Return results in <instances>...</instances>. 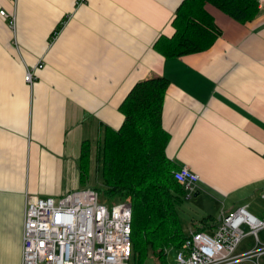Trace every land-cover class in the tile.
I'll list each match as a JSON object with an SVG mask.
<instances>
[{
  "label": "crops",
  "instance_id": "1",
  "mask_svg": "<svg viewBox=\"0 0 264 264\" xmlns=\"http://www.w3.org/2000/svg\"><path fill=\"white\" fill-rule=\"evenodd\" d=\"M183 1L0 0V264H21L26 196L79 188L82 144L121 127L120 106L145 79L169 81L166 156L199 176L192 195L225 214L264 203V0L245 24L206 4L220 37L164 58L154 44L173 35Z\"/></svg>",
  "mask_w": 264,
  "mask_h": 264
},
{
  "label": "trees",
  "instance_id": "2",
  "mask_svg": "<svg viewBox=\"0 0 264 264\" xmlns=\"http://www.w3.org/2000/svg\"><path fill=\"white\" fill-rule=\"evenodd\" d=\"M206 4L241 24L253 20L259 10V0H184L171 22L173 35L160 36L154 44L156 52L164 58H180L209 49L221 32L205 11ZM168 87L163 77L137 82L120 106L121 127L105 130L94 148L84 142L78 159L80 188L94 189L100 202L103 197L121 198L131 204L129 264H142L148 257L164 264L166 250H179L187 236L179 208L188 194L173 178L178 168L166 156L170 135L162 126ZM215 223L202 219L194 231H205Z\"/></svg>",
  "mask_w": 264,
  "mask_h": 264
},
{
  "label": "built area",
  "instance_id": "3",
  "mask_svg": "<svg viewBox=\"0 0 264 264\" xmlns=\"http://www.w3.org/2000/svg\"><path fill=\"white\" fill-rule=\"evenodd\" d=\"M0 15L7 17L4 11ZM9 24L14 27L13 20ZM41 67L26 71L27 84H33L35 70ZM173 178L189 197L200 180L185 167L175 170ZM261 199L264 201V192ZM244 226L249 228L255 246L237 253L245 236ZM262 230L264 210L261 217L245 207L221 213L215 226L187 234L176 264H260L264 244L258 233ZM131 233V204L119 202L107 207L94 189H74L57 199L26 196L21 264H129Z\"/></svg>",
  "mask_w": 264,
  "mask_h": 264
},
{
  "label": "rangeland",
  "instance_id": "4",
  "mask_svg": "<svg viewBox=\"0 0 264 264\" xmlns=\"http://www.w3.org/2000/svg\"><path fill=\"white\" fill-rule=\"evenodd\" d=\"M95 186L94 180L92 179L91 187ZM80 188V187H79ZM78 189V188H77ZM124 199L113 198L107 199L103 197L101 203L107 207H111L116 203L122 202ZM264 207V203L259 199L253 202L252 207L249 209V212L253 214L256 210H260ZM223 210L222 202L219 200H211L206 196L186 197L183 199V202L179 208V216L182 223V228L184 233L189 234L195 230L194 225L199 224L202 219H209L211 223L216 222L220 216L221 211ZM212 216V217H208ZM214 220V221H213ZM194 224V225H193ZM245 236L242 239L237 253H242L251 250L255 246V239L248 235L249 228L247 226L243 227ZM258 239L261 244H264V230L258 233ZM179 250L176 248H168L166 250V257L164 264H176L177 255ZM142 264H160L154 258H145ZM264 264V257L261 259V263Z\"/></svg>",
  "mask_w": 264,
  "mask_h": 264
},
{
  "label": "water",
  "instance_id": "5",
  "mask_svg": "<svg viewBox=\"0 0 264 264\" xmlns=\"http://www.w3.org/2000/svg\"><path fill=\"white\" fill-rule=\"evenodd\" d=\"M196 196V195H195Z\"/></svg>",
  "mask_w": 264,
  "mask_h": 264
}]
</instances>
